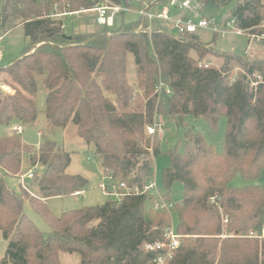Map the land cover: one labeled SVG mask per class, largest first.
Masks as SVG:
<instances>
[{
    "label": "trees",
    "instance_id": "16d2710c",
    "mask_svg": "<svg viewBox=\"0 0 264 264\" xmlns=\"http://www.w3.org/2000/svg\"><path fill=\"white\" fill-rule=\"evenodd\" d=\"M108 1L141 7L136 0ZM141 1L149 2L148 11L161 3ZM234 1L218 24L226 28L234 21L238 29L264 36V0H203V5L219 8ZM0 2V38L23 27L28 39L25 53L0 68V125L14 129L37 122L41 83L48 125L76 126L105 174H112L110 191L121 183L143 189L153 182L155 161L163 153L159 132L169 122L187 129L182 148L168 151L169 165L162 171V200L173 204L171 214L156 210L158 199L151 194H139L55 217L46 202L83 193L89 181L67 173L71 156L52 141L36 151L14 131L0 137V232L7 241L0 264H62L61 253L78 255L79 264H155L166 250L146 247L167 244L173 224L184 238L168 264H264V239L238 237L264 227V185H231L237 176L256 182L264 175V62L216 53L218 34L208 43L175 29L174 36L159 20L149 32V21L139 16L113 32L106 27L78 33L76 18L102 0ZM206 54L219 56L221 67H205ZM130 55L141 93L128 82ZM235 69L241 71L232 78ZM221 117L227 119L222 152L186 125L187 118L203 119L215 131ZM148 128L155 134L148 135ZM26 161L44 166L36 177L38 197L6 182L20 178ZM177 184L180 204L172 199ZM25 202L48 224V234L24 214Z\"/></svg>",
    "mask_w": 264,
    "mask_h": 264
},
{
    "label": "rangeland",
    "instance_id": "374dc122",
    "mask_svg": "<svg viewBox=\"0 0 264 264\" xmlns=\"http://www.w3.org/2000/svg\"><path fill=\"white\" fill-rule=\"evenodd\" d=\"M167 1L164 2V5ZM236 5V1L230 3L229 5L222 7L208 6L204 11V16L206 18H213L218 23L222 22L229 11ZM2 3L0 2V10ZM138 16L136 14L125 13L118 16L116 19V24L109 29L110 32L116 31L123 23H130L136 21ZM89 22L91 27H98L95 14L86 11L80 14V17L76 18L74 21L78 33H89L88 31L82 29L81 27L86 26ZM169 32L174 36L178 33L174 30L172 24L166 23ZM93 29V28H92ZM104 31L103 28L99 29L97 33ZM199 36L204 41V43L211 42L214 38L213 33L209 31H200ZM248 35H226L220 36L215 44L216 53H232L239 57L244 58L247 61H261L264 62V42L257 43L251 41ZM28 46V39L25 37L23 27H17L5 34L0 38V68H5L9 66L17 58L21 57ZM191 56L195 59H199L195 52H191ZM203 64L208 66H213L220 68L223 60L218 56L206 54L201 60ZM240 69H235L232 78H236ZM127 78L130 86L141 93L138 88L137 76H136V65L133 56L128 57L127 61ZM2 90L5 92H12L10 87L2 86ZM47 90L40 83L39 91L37 96V108H38V119L34 125L22 126L23 133L20 134L21 139L25 141L26 144L35 148L38 151L39 146L45 141H52L58 145L61 149L70 154L72 162L67 170L69 175H81L85 177L88 181V187L85 192L77 196L65 197V198H52L46 202L47 208L55 216L60 217L65 212H70L82 208L96 207L105 204L108 201H114L115 198L107 196L101 189V185L105 182V174L100 163L97 161L94 155V149L92 146H88L82 139L77 135L76 126L70 124L66 129L52 128L48 125V121L45 116V100H46ZM186 125L188 128L193 127L192 134H200L207 144L212 145L217 152L223 151L227 119L226 117H221L218 128L215 131H211L203 119L192 120L190 118L186 119ZM11 128L7 125H0V137L8 135L11 133ZM187 129L179 126L175 122H169L168 125L163 128L158 134V140L161 141L162 145V155L158 157L155 161L154 167V177L153 181L156 183L159 189V195L162 199L165 193V188L162 183V171L165 167L169 165L168 151L179 145L182 148L185 141ZM40 133L42 136H39ZM148 135H151L147 132ZM151 156H146L149 158ZM44 166L39 164L36 166L31 165L29 161H26L23 166L22 175L19 179L16 178H6V182L11 189L16 192H20V184L28 189L30 197H38V191L36 189L37 176L41 175ZM33 173V179L26 178L25 176ZM22 178H25L22 180ZM23 181V182H22ZM259 184L264 185V175L256 182L244 181L240 176L233 179L231 185L236 188H241L247 185ZM118 192V189L116 190ZM164 192V193H163ZM173 202L180 204L182 202V186L177 184L173 187ZM159 198V199H160ZM172 212V209H171ZM170 212V214H171ZM24 214L35 224V226L44 234L50 232V227L43 220L42 216L35 212L28 202L24 204ZM227 224V223H225ZM7 248V241L3 238L0 232V257H4ZM60 261L62 264H79L80 257L76 254H60Z\"/></svg>",
    "mask_w": 264,
    "mask_h": 264
},
{
    "label": "built area",
    "instance_id": "2783aa9c",
    "mask_svg": "<svg viewBox=\"0 0 264 264\" xmlns=\"http://www.w3.org/2000/svg\"><path fill=\"white\" fill-rule=\"evenodd\" d=\"M136 1L137 3H140L141 7L132 8L124 5H115L111 4L108 0H102V2L98 4L95 9L90 10V12L96 15L97 25L103 29L106 27L112 28L115 25L118 16L125 13H131L136 14L139 17H144L149 21V27L147 28V31L149 32L152 31V22L159 20L172 24L174 29L179 33L195 35L199 34L200 31H209L213 34H218L219 36H226L229 34L245 36V34H247V37L250 38L251 41H255L259 44L262 43L264 39V36L251 34L249 31L238 29L234 21L228 23L227 27L224 28L220 26L215 19L206 18L204 16L205 8L203 0H161V3L157 4L156 7L150 11L147 10V7L149 6L148 1ZM156 1L159 2V0ZM165 1H167L166 5H164ZM203 65H205V67H209L207 64ZM257 78L261 80L260 77ZM252 85L256 86L257 83H253ZM160 89L161 87L158 88V91ZM167 93L169 94L170 91H167ZM13 131L21 134L23 133V128L21 126L14 127ZM147 132L151 135L155 134L154 128H148ZM39 136H41V134ZM25 177L33 179L34 174L30 173ZM24 179L25 178H22V180ZM111 183L112 174L110 173L106 175L105 182L101 185V189L107 196L115 197L119 200L125 195L151 194V196L158 199L155 207L156 210L171 212V209L173 208L172 203L169 204L160 198V191L154 181L145 186L143 189H140L137 186L128 187L125 183H121L119 187L113 188L111 189L112 191H110L107 185H110ZM117 189L122 190L123 194H118V192H116ZM225 223H227L226 220ZM238 237L264 239V227L260 233L251 231L247 235H239ZM183 238V236L177 234L175 231V225L173 224L166 232L167 244L149 245L146 249L149 251L165 249L166 254L158 258L155 261V264H168L173 257L174 251L180 247Z\"/></svg>",
    "mask_w": 264,
    "mask_h": 264
},
{
    "label": "crops",
    "instance_id": "0c3cea01",
    "mask_svg": "<svg viewBox=\"0 0 264 264\" xmlns=\"http://www.w3.org/2000/svg\"><path fill=\"white\" fill-rule=\"evenodd\" d=\"M78 17H80V16H78ZM95 18H96V15H95ZM86 24H88V25H86V26H83V27H81L82 29H85V30H87L88 29V31L89 30H91V32H89V33H92V32H97L99 29H101V27H96V28H94V27H91L90 25H89V22H87ZM93 28V29H92ZM16 127H18V126H16ZM13 131V128H11V132ZM9 134H10V132H9ZM25 142V141H24ZM80 194H82V193H80ZM80 194H77V195H80ZM76 195V196H77Z\"/></svg>",
    "mask_w": 264,
    "mask_h": 264
}]
</instances>
